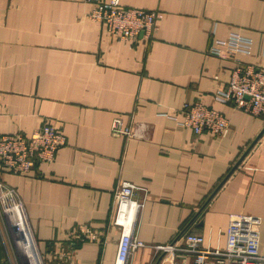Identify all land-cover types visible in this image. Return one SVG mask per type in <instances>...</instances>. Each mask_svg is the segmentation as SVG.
I'll list each match as a JSON object with an SVG mask.
<instances>
[{"label":"crops","instance_id":"obj_1","mask_svg":"<svg viewBox=\"0 0 264 264\" xmlns=\"http://www.w3.org/2000/svg\"><path fill=\"white\" fill-rule=\"evenodd\" d=\"M120 4L161 15L150 42L110 35L88 0H0V138L30 137L45 123L67 138L28 175L0 164V181L24 206L21 233L32 237L18 247L35 244L46 264H117L121 230L110 220L125 180L139 187L133 238L146 245L127 264H171L154 247L188 234L224 248L237 215L260 220L264 254V138L251 147L264 122L218 100L234 62L211 53L238 35L251 50L237 59L264 68V0ZM196 102L229 120L227 136L196 135L169 118ZM116 118L131 135L113 132ZM6 244L0 221V262Z\"/></svg>","mask_w":264,"mask_h":264},{"label":"built area","instance_id":"obj_2","mask_svg":"<svg viewBox=\"0 0 264 264\" xmlns=\"http://www.w3.org/2000/svg\"><path fill=\"white\" fill-rule=\"evenodd\" d=\"M88 1L95 6L92 19L103 24L107 32L118 40L148 43L153 39L157 30V20L161 18L159 13L140 8H123L121 0ZM250 50L251 41L238 35L216 42L211 53L234 62L226 88L217 94V98L221 103H232L235 109L260 117L264 122V68L246 65L237 59L238 54L250 53ZM169 118L191 129L196 135L207 132L216 137H225L229 132V120L202 102L185 104ZM112 130L117 134L131 135L129 129H123L119 118L114 120ZM66 145V136L55 126L45 123L30 137L22 133L2 136L0 164L13 174L28 175L36 164L53 162L57 152ZM138 190L139 187L125 180H121L115 190L110 225L121 230L117 264H127L129 257L136 250L146 246L144 242L133 238L138 215L143 208L142 202L137 199ZM0 204L11 221L19 220V223L14 222V228L17 229V233H21V227L25 224L28 226L24 206L18 200L15 189L2 181ZM260 224V220L253 216H232L224 248L205 246V240L201 235L188 234L184 236L183 244L178 241L170 245H158L154 249L165 255V259L171 264H188L186 261L188 257L192 259L190 264H264L259 236ZM83 233L87 238L95 235L89 230ZM23 235L26 234L22 232L21 236ZM30 238L31 235H26L25 241ZM34 255L40 264L43 258L37 252V246ZM36 255L42 260H38ZM0 264L10 263L3 260Z\"/></svg>","mask_w":264,"mask_h":264},{"label":"rangeland","instance_id":"obj_3","mask_svg":"<svg viewBox=\"0 0 264 264\" xmlns=\"http://www.w3.org/2000/svg\"><path fill=\"white\" fill-rule=\"evenodd\" d=\"M3 208L4 207H2V205L0 204V221H2V232L4 234V237H6V239L8 240V244H6L7 257L4 261H8L10 264H38L34 255V248H36V245L34 244L35 247L33 245H29V249L25 246V250L18 247V241L21 237V233L19 234L16 232L17 229L14 228V222L13 224L9 222V215H6ZM25 239L26 235L23 237V240ZM23 240H21V244H23ZM37 258L38 260H42L40 256H37ZM42 262L43 264H46L43 260ZM42 262L39 263L41 264Z\"/></svg>","mask_w":264,"mask_h":264},{"label":"water","instance_id":"obj_4","mask_svg":"<svg viewBox=\"0 0 264 264\" xmlns=\"http://www.w3.org/2000/svg\"><path fill=\"white\" fill-rule=\"evenodd\" d=\"M263 134H264V129L261 131V133L259 134V136L254 140V142L252 143L251 147H253V146L258 142V140H259L260 138H262ZM250 149H251V148H249V150H250ZM249 150H248V151H249Z\"/></svg>","mask_w":264,"mask_h":264},{"label":"bare ground","instance_id":"obj_5","mask_svg":"<svg viewBox=\"0 0 264 264\" xmlns=\"http://www.w3.org/2000/svg\"><path fill=\"white\" fill-rule=\"evenodd\" d=\"M22 230V229H21ZM32 241V240H31ZM29 243V242H28ZM26 245H28V244H26ZM34 245V244H33ZM32 246V245H31ZM28 247V249H29V245L27 246ZM35 247V246H34ZM25 249V248H24ZM32 249V248H31ZM33 259V258H32Z\"/></svg>","mask_w":264,"mask_h":264}]
</instances>
